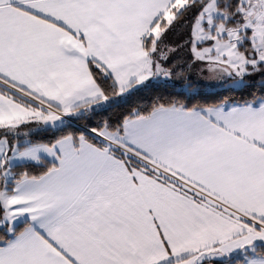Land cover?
Returning a JSON list of instances; mask_svg holds the SVG:
<instances>
[{
    "label": "snow or ice",
    "instance_id": "6c2138e0",
    "mask_svg": "<svg viewBox=\"0 0 264 264\" xmlns=\"http://www.w3.org/2000/svg\"><path fill=\"white\" fill-rule=\"evenodd\" d=\"M177 28L211 76L264 77V0H0V264H264V92L24 131L172 77Z\"/></svg>",
    "mask_w": 264,
    "mask_h": 264
},
{
    "label": "trees",
    "instance_id": "16d2710c",
    "mask_svg": "<svg viewBox=\"0 0 264 264\" xmlns=\"http://www.w3.org/2000/svg\"><path fill=\"white\" fill-rule=\"evenodd\" d=\"M187 38V29L177 28L174 32L168 35L166 43L170 46L177 47L179 44L185 43ZM186 46L187 44L185 43V47ZM172 56L173 61L180 66L179 71L182 74L186 73V71L187 73H193L197 68L196 64L198 62L192 60L191 54H185L182 57L175 56L174 54H172ZM171 65L173 66V62H166L165 66L167 68H172L170 67ZM176 73L174 74L176 75ZM174 77H172V80H161L160 78L158 80L146 82L145 86H142L133 94L127 95L126 97H115L104 108H98L95 113H89L82 118L76 117L75 115L68 117L67 120H65L66 123L63 126V132L57 129H51L48 131L40 129L38 131L36 127H31L24 131H31V136L28 138L32 139L34 142L52 143L55 139L59 138L60 135L67 134L68 132L79 134V131L81 130H90L92 127L99 126L106 121L115 124L129 112L136 109L150 107L151 104L157 100H178L188 106H195L211 104L219 102L220 100H228L229 102L240 101L242 98L246 99L250 95L259 96L264 92V77H261L259 74L247 78L244 87L231 86V79L220 82L213 77L218 86L209 88L206 83L194 77H184L183 79ZM19 170L25 169H18V171ZM26 170L31 171L34 174L42 171L41 168H31ZM239 263H241L240 258H233L232 264Z\"/></svg>",
    "mask_w": 264,
    "mask_h": 264
},
{
    "label": "rangeland",
    "instance_id": "374dc122",
    "mask_svg": "<svg viewBox=\"0 0 264 264\" xmlns=\"http://www.w3.org/2000/svg\"><path fill=\"white\" fill-rule=\"evenodd\" d=\"M175 48H176V51L172 53L175 56L182 57L185 54H191L190 51H189V48H187V46L185 47V43H181ZM172 54H171V56H172ZM172 62H173V66L172 65L170 66L172 68H168V69L171 70L173 74L177 72L176 75L174 74L175 77H174V75H172V77H174V78L183 79L184 77L185 78L186 77H194V78L206 83L209 88H213V87H217L218 86V85H216L217 82L214 79H217L220 82L226 81L227 79H229L227 77H224V78H221V79L214 77V79H213V76H211L209 74V72L207 71L206 67L200 62H198L196 64L197 68L195 69V71L193 73L192 72L187 73V71H186V73L182 74L179 71V67L180 66H178L177 63L175 61H173V56L171 58H169L167 63H172ZM191 70H193V69H191ZM172 77H170V78L161 77V80H165V79L172 80ZM230 85L231 86L233 85V81L230 82ZM67 118L68 117H65V120H67Z\"/></svg>",
    "mask_w": 264,
    "mask_h": 264
},
{
    "label": "crops",
    "instance_id": "0c3cea01",
    "mask_svg": "<svg viewBox=\"0 0 264 264\" xmlns=\"http://www.w3.org/2000/svg\"><path fill=\"white\" fill-rule=\"evenodd\" d=\"M234 258H237V257L234 256ZM239 264H241V263H239Z\"/></svg>",
    "mask_w": 264,
    "mask_h": 264
}]
</instances>
